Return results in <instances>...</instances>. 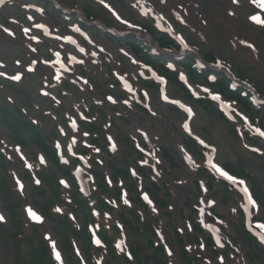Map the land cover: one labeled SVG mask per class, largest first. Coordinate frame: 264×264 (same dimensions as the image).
Returning a JSON list of instances; mask_svg holds the SVG:
<instances>
[{
	"label": "rangeland",
	"instance_id": "374dc122",
	"mask_svg": "<svg viewBox=\"0 0 264 264\" xmlns=\"http://www.w3.org/2000/svg\"><path fill=\"white\" fill-rule=\"evenodd\" d=\"M53 1H58L62 8L74 9L81 14L82 10L85 9L92 14L93 20L102 24L105 23L107 27L120 33L130 32L138 34L140 37H146L148 34L140 29H145V27L158 28L156 29L158 34L159 32H168L182 43L183 51L186 49L193 50L199 55L202 52H210L213 56L212 62L216 58L220 59L217 63L219 66L232 69L231 71L236 73L240 77L239 79L245 80V82L249 80L252 85L264 89V29L259 26L253 27L248 21V14L255 11L249 5L248 0H240L239 6L232 4L231 0H164L163 3L161 0H123L122 2L104 0V3H101V0ZM45 3L43 0H5L3 4H0V62L6 65L0 71H4L8 75L17 71L24 73V78L20 82L0 77V139L7 143L6 148L4 145H0V148H3V151H0V215L5 217L2 222L3 226H0V264H55L51 256L50 244L45 239L47 251L44 252L41 249V240L45 235H51L56 241L64 264L85 263L86 245L82 236L70 235L72 236V247L67 249L64 230L61 233L55 231L52 221L43 228L42 223L32 221L27 216L25 209L29 207V204L35 207L36 199L41 203L47 197L42 199L39 193L35 192V179H39V176L33 175L31 179H27L23 175V169L27 168L20 163L19 156L13 147L17 144L20 145L26 158L32 160L29 162L33 165L31 169L33 173L39 171L40 175L44 174V177L47 178L65 179L70 186L74 182L79 185L80 190L83 189L81 192L85 194L96 191L94 179L79 166L73 165L72 175L76 178L74 180L70 176L67 177L57 166H54L52 159L49 161L46 159V165H40L36 155L43 154L41 152L43 151L42 139L39 135L52 140L53 144L56 140H60L61 135L58 128H53L55 135L47 136L52 133L50 131L51 118L59 128H65L67 131L69 121L66 114L70 109V99L75 104L89 108L93 101L96 103V101L104 100L106 94L118 102L116 112L107 110L106 114L119 126V129L114 128L109 136L112 137L117 146L116 131L120 133L121 140L118 142L120 155L127 157L129 147L126 139L128 138L135 140L138 144L145 141L150 143L149 151H154L156 158L161 160L155 167L160 168L164 180L171 182L168 183L169 188L174 199L178 201V207L183 208L184 202L188 201V204L197 211L194 213L188 208L184 209V220L181 219L178 212L174 213V223H171L167 217H160L161 211H159L160 218L157 227L164 236L163 242H167L168 246L174 245L175 228L180 230L182 227L184 234L187 226L186 219L189 220L190 216H193L195 222L202 225L204 229L209 223L210 216L211 221L217 219L212 215L214 210L213 213L223 217L221 220L223 221V237L229 238V235L235 237L236 234L239 236L236 244L232 245L226 253L221 254L224 258V264H255L253 258L258 253L254 249L255 244L249 245L242 239L244 216L239 213V205L242 201L238 188H232L233 192L226 191L229 196H225L223 186L216 184L214 187L215 194L205 193L203 189L204 193L202 191L200 193L197 188L198 184L201 185L203 182L205 187L207 180L203 178L202 173L197 172V169L208 167L207 157H211L213 163L221 167L229 168V164H232L239 169L242 165L247 172L260 181L259 183L256 182L264 195V137L256 134L254 131L256 128L246 122L245 116L242 113H237L230 105L229 107L226 105L224 108L230 109L228 112L241 117V122L235 119L231 122L224 121L225 119L221 118L214 109L189 102L174 82L165 83L157 77L145 63L141 64V60L135 58L127 45H118L105 37L79 29L75 20L70 21L67 17H59L51 8L52 6ZM105 4L108 7H105ZM151 8L156 11L158 9L159 15L153 12ZM37 9L42 11H37ZM228 11H233L236 15L229 16ZM117 16L120 19H117ZM181 19L184 23H181ZM36 24L44 25V28H37L35 27ZM5 28L14 35L5 32L3 30ZM25 28L30 29L27 34L24 32ZM45 28L47 34H45ZM77 28L79 31H75ZM33 36L37 39H31ZM154 36V38L158 37L157 34ZM65 37H71L75 43H69L64 39ZM151 39L153 40V38ZM241 40L254 45L255 51L242 45ZM80 48L84 49L83 53L79 52ZM32 49H36V51H32ZM56 52L60 53L61 60L68 69L67 72L60 69L59 65L43 63L45 60L54 62L56 59L54 53ZM71 56H75L77 61L83 60L84 63L70 62L69 57ZM16 60L21 62L20 67L16 66ZM33 60L37 61L35 71L31 73L24 71ZM79 66L81 67L78 68ZM236 68L240 73L235 70ZM58 69L62 73L59 83L52 79ZM178 70L185 78L187 70L180 67ZM75 72L78 75L73 76L76 74ZM81 73H85L89 80L84 86L87 88L86 90L91 92V97L87 94L78 93L77 89L70 86V84L83 83V78L79 75ZM153 75L162 84L160 91L154 87H146L147 83H142L140 80L144 78L149 81V77H153ZM119 77L124 79L121 80ZM46 80H50L55 87L45 90L55 97L56 94L58 95L62 102L60 106L51 99V96L44 97L40 94ZM184 81L196 97H205H202L206 92L202 86L205 82L201 78H197L199 86H193L186 78ZM125 82L131 86V92L125 87ZM125 91L128 94L127 98ZM66 92L68 97L62 94ZM138 92H144V95L147 93L145 97L149 99V103L143 104L139 100L137 101ZM129 94L133 95V100L129 99ZM163 95L168 97L167 101L163 99ZM124 100L129 103L125 104ZM135 100L143 107L148 108L151 113L155 112V115L146 116L142 109L134 106ZM171 101H179V103H172ZM181 104L184 107H181ZM53 107L56 109H52ZM128 108H132L133 111L128 113ZM185 108H191L194 115L189 117ZM97 111L98 109H93L89 114L98 117ZM48 112L50 113L47 114ZM120 115L130 117L133 119L132 123L124 122L122 118H119ZM33 120L38 121V123H32ZM185 123L189 124L191 135L184 129ZM247 128L262 141L254 140L252 142ZM141 133H146L147 139ZM184 134L195 138L198 144L197 137L204 140L205 144L208 145L207 153L196 149L194 145L190 146V150L195 155L192 164H189L186 158L189 156L183 146L187 142ZM85 142H87L86 139L83 140L84 144ZM88 148L92 150L93 160L86 159L87 163L84 162L85 169L91 168L92 162L99 161L100 157L104 156L93 151V146ZM213 148L215 152L212 151ZM251 149H259L263 155L255 156ZM7 156H11L12 159L9 160ZM174 159H177L179 166L171 169L168 164L175 165ZM104 160L109 161L111 159L104 158ZM183 160L190 165L192 170ZM77 168L80 169L79 173L76 172ZM100 170L104 175L107 174L109 179L110 170L106 167ZM13 173H16L15 180L19 178L24 184V195L17 191L16 184L13 182ZM238 174L247 180L245 181L249 187L250 180L245 175ZM44 177H40L41 183L38 186L46 189ZM174 180L177 181L174 182ZM31 187L34 191L31 190ZM96 193L103 194L105 192L97 191ZM201 199L215 200V208L211 210L212 207L209 208L206 204H197L196 202ZM199 207L205 209L203 216L197 210ZM233 208H237L236 213H233ZM259 209L257 214L261 218L262 209ZM33 210L41 216L39 209ZM67 211L71 212L70 208H67ZM113 218L120 223L117 214ZM29 219L38 225V234L35 236L31 233L33 225L28 223ZM76 219V227L81 229V219L79 217ZM221 224L216 228L221 229ZM224 228L226 232H224ZM123 234L127 243L136 242L142 245L146 240L144 237L135 236L126 230ZM198 235L202 237L200 233ZM115 236L119 235L115 234ZM158 239L160 240V238ZM77 249H79L80 255H77ZM229 250L235 251V253H230V261L226 256ZM172 251L175 255L174 263L179 264V248L173 246ZM211 254L212 251H207L203 253V256L210 257ZM96 256L103 261L102 253L98 252ZM257 262L264 264L263 252H259ZM119 263L120 261L115 264ZM214 264H219V260L215 261Z\"/></svg>",
	"mask_w": 264,
	"mask_h": 264
},
{
	"label": "trees",
	"instance_id": "16d2710c",
	"mask_svg": "<svg viewBox=\"0 0 264 264\" xmlns=\"http://www.w3.org/2000/svg\"><path fill=\"white\" fill-rule=\"evenodd\" d=\"M85 14H87V17L89 16L88 12H85ZM148 31L153 35L155 34L152 29H149ZM160 35L161 36L157 38V40L161 47L179 48L174 40L170 39L164 34ZM109 39L112 41H117L116 39L111 37H109ZM127 44L133 51H135L136 53L139 52L141 54V59L149 64H152L153 68H155L156 71L161 74H165L169 78V80H171V82H174L178 87H180L181 90L185 93L187 99L195 102L196 104H202L205 107L208 106V108L214 109L218 114H220L221 118L225 119V117L222 116L223 114L219 112L216 103L195 100L189 94L186 87L181 82H179V72H173L167 69L165 66L166 62L159 58L150 56L148 54V50L139 42L133 39L128 40ZM202 54L205 59L212 60L213 56L210 54V52H202ZM180 65H183L188 69L190 74L189 77L194 83H196V77H201L205 81H208L210 76L216 78L217 81L213 84L210 83L211 86L218 90L222 96L228 98L229 100H235L240 105V107L251 116V118L255 121V124L258 125L262 130H264V107L254 106L251 102L249 93H246L245 96H242V89H239L236 92H232L229 89L230 82L225 76L218 74L212 75V73L209 71H199L195 67V61L193 59H187L185 63H180ZM257 90L259 94L264 97V89L259 88ZM100 113L104 117V120L108 121V123H111V127L115 126L117 129H119V126L116 122H110V118L108 119V116H105L104 112ZM124 120L128 123L130 122L128 119ZM86 124L88 125V127H85L86 130H88L91 135H94L91 138L93 140V143L98 145L100 149L104 150L106 155L111 159L110 161L104 162L100 165L96 164V167L98 169L93 171L97 183V190L103 191L105 193L98 194L96 192H93L90 196L87 197L84 196L77 188L71 190L65 189L59 183V179L57 180L53 177H44L47 191L38 189L37 192L42 199H44L45 197L47 198L41 203L36 202L35 205L40 207L43 215H45L49 221H52L54 223L53 229L55 231L61 233L64 230L66 232L64 235V239L65 241H67V249H71L72 247V236L70 235L82 236L84 238L83 241L86 245L85 253L90 264H93V257L99 259V257L96 256L98 252L102 253L103 264H115L119 261V264H174L171 258L167 256L164 246H162L160 243L158 244V242L156 241V235L154 233L155 229L152 225L151 214L149 212L150 209L147 205H145L142 199L141 185L142 191H146L150 195V197L156 204V207L163 210L162 215L167 216L171 223H174L173 216L176 212H178L181 219L184 220V209L188 208L194 213H196L197 211L192 208V205L188 204V201L184 202L183 208H179L178 201L174 199L173 193L169 188L170 186L168 183L170 181L167 182L162 177L158 178L157 176H154L150 170H146L143 167L139 168L138 161L145 160L147 159V157L142 152L137 151L134 147V144H132L129 139H126L129 147V149L127 150V157H123V155H120V152L117 156V153L108 152L104 136L106 130H104L101 126H98L91 122ZM110 128L106 129L109 130ZM99 133H103L102 135H100V138L97 137L99 136ZM52 134L53 132L47 136H50ZM39 136L42 139L41 147L44 150V153L48 157L52 158L55 166H57L64 174H66L67 176L71 175L72 168L68 165H63L60 162L57 151L55 148H53V144L50 143V140L41 135ZM118 138L120 139V136ZM190 142L191 143H187V146L195 144L192 140ZM74 163L80 164V161L78 159H75L72 164ZM131 163H133L138 168V178L132 177L131 175ZM174 163L175 165L169 164V167L171 169L178 168L179 165L177 163V159H174ZM102 166H106L111 170V179L114 183L113 186H109L108 182H106L105 175L100 170ZM228 167L229 168L227 170L230 172V174L237 176L238 173H240L241 175H245L251 181L253 197L256 199L259 207L262 209V215L259 221L264 223V195L261 187H258L259 182L257 183L255 176H252L249 172H247L246 168L242 165L239 169L232 164H229ZM163 172L165 173V171ZM198 173H202L203 178L207 180L208 192L215 194L216 190L214 187L216 184H219L224 188V195L229 196L228 194H226V191H229V186L227 184L221 182L219 179H217V177H215L212 173H209L206 169H202L198 171ZM121 181H123V187L121 186ZM176 181L177 180H174V182ZM197 188L201 193L199 184ZM122 191H127L128 199L132 206L129 207L123 204L121 200ZM113 199H115L117 202V204L115 202L116 206H113V204L109 203V201H113ZM196 203L199 204L198 201ZM56 206L62 208V211L60 213L54 211ZM67 208H70L71 212L67 211ZM213 208H215V206H213L211 210ZM94 211L100 213V216L98 218L92 215ZM143 211L145 212L146 219L143 216ZM213 211L212 215L221 220L223 219V217H220L219 214L216 215V213H213ZM69 212L81 218V231L76 228L74 222L68 216ZM105 213H107L111 217L110 220H107L105 218ZM239 213L243 215V210H241V208L239 209ZM116 214L118 215L120 225L123 226V229L135 236H142L146 238L145 244L140 245L136 242H131L129 244L130 254L132 256L131 260L128 259V256H125L124 252L118 251L115 247L116 243L123 238V236L121 237V229L120 227H118L119 223L118 221H116V219L113 218V216H115ZM189 221L192 224V231L189 232L186 229L183 234L182 232L178 231L177 228H175V239L173 241V244H176L179 248V264H207L205 258L209 259L210 264H214V262L219 260V257H221L220 253H226V251L232 247L228 242H226V245L224 244V247L219 250V248H216L213 244V237L203 229L202 225H200L198 222H195V218L193 216H190ZM210 222L215 223L216 220H212ZM95 224L100 225L97 235L106 246L104 249L94 247V245L91 243V236L88 230V226H94ZM38 230L39 229L37 228V226H32V235H37ZM242 230L244 231L242 239L249 245H252L253 243L255 244L254 249L258 253L255 258H253V261L255 264H258L257 260L259 252L264 253V247H262L257 242V239L253 238L246 231V229L243 227V223ZM224 232H226V230ZM198 233H200L202 237H200ZM115 234L119 236H115ZM238 237L239 236H237V234L235 237L229 235V239L233 245L236 244ZM201 242H203L205 245L203 250H201L200 248ZM189 247L191 248V251H188ZM41 249L44 252L47 251V246L43 239L41 240ZM207 251H212L210 257L203 256V253H206ZM230 253H235V251L229 250V253L226 254L229 261L231 260ZM94 263L96 262L94 261Z\"/></svg>",
	"mask_w": 264,
	"mask_h": 264
},
{
	"label": "snow or ice",
	"instance_id": "6c2138e0",
	"mask_svg": "<svg viewBox=\"0 0 264 264\" xmlns=\"http://www.w3.org/2000/svg\"><path fill=\"white\" fill-rule=\"evenodd\" d=\"M5 2V0H0V4H3ZM161 2L163 3L164 0H161ZM232 4L234 5H237L239 6V2L240 0H231ZM101 3H104V0H101ZM248 3L251 7H253L255 9V11L251 12L248 14L247 16V19L248 21L252 24V25H255V26H259L261 28H264V0H248ZM105 7H108L107 4L104 5ZM37 11H42L41 9H37ZM114 15H116L115 13H113ZM146 14V13H145ZM228 15L229 16H235L236 13L233 12V11H228ZM178 18H179V15L177 14ZM117 19H120L119 16L116 17ZM29 19H31V17H29ZM126 22V21H125ZM181 23H184V21L181 19ZM35 27L37 28H44V25H41V24H36ZM5 32H8L9 35H14L9 29L5 28L3 29ZM30 31V29L28 28H25L24 29V32L25 34H27L28 32ZM75 31H79V29H75ZM45 34H47V29L45 28ZM31 39L35 40L37 39L35 36L31 37ZM64 39H66L69 43H75L74 40H72L71 37H65ZM240 43L242 45H245L246 47L248 48H251L253 51H255V47L254 45L250 44V43H247L246 41H243L241 40ZM32 51H36V49H32ZM79 52L83 53L84 52V49L83 48H80L79 49ZM56 59L54 62H49L47 60L43 61V63L45 64H49V63H52V64H56V65H59L60 66V69H63L64 72H67L68 69L65 67L64 63L62 62L61 60V56H60V53L59 52H56L54 53ZM69 60L70 62H75V63H80V64H83L84 61L83 60H76V57L75 56H71L69 57ZM15 64L17 67H20L21 66V62L19 60H16L15 61ZM37 64V61L33 60L25 69L24 71L26 72H34L35 71V65ZM6 65L3 63V62H0V69H3L5 68ZM61 75L62 73L60 72V70L58 69L55 73V75L52 77V79H54L57 83H59L61 81ZM0 77H5L6 79L8 80H11V81H14V82H20L23 78H24V73L23 72H20V71H17L15 72L14 74L12 75H8L6 72L4 71H0ZM119 79L123 80L124 78L123 77H119ZM181 79H185L183 76H181ZM85 84L88 83L87 80L84 81ZM55 85H53L51 83L50 80H46V83L44 85V88L41 89L40 91V94L44 97H49L51 96V99L53 101H55V103L57 105H59L61 103V101L57 100L56 97L54 95H51V93L45 89H48V88H54ZM125 87L127 88V90L129 92L132 91V88L130 85L127 84V82H125ZM205 91H207V89H205ZM65 95H67L65 93ZM145 96H147V93H145ZM11 100V97L9 98ZM163 99L164 100H168V97L166 95H163ZM212 99L214 100H219L220 97L218 95H215L212 97ZM107 100L110 102V103H113L115 104L116 103V100L112 97V96H108L107 97ZM98 103H100V101H97ZM172 103H179V101H171ZM125 104H128L129 102L127 100L124 101ZM181 107H184V105H180ZM185 111L188 113V116L189 117H192L194 115V113L192 112V109L191 108H185ZM155 114V113H153ZM79 115V119L81 120H87L88 118L86 116L83 115V113H78ZM67 119L69 121V128L70 130L75 133V132H78L79 131V128H78V124H77V120L75 118L72 117V115H68L67 116ZM246 120V118H245ZM247 122V121H246ZM32 123L36 124L38 123V121L36 120H33ZM184 129L186 131H188L189 135H191V129L189 127V124L188 123H185L183 125ZM255 133L258 134L259 136L261 137H264V131H261L260 129H254ZM59 132L61 134V136H67V132L64 128H60L59 129ZM89 135V133L87 132H84L83 133V136L84 137H87ZM142 136H144L145 139H147V134L146 133H141ZM108 141H109V144H110V149L111 151L115 152L116 151V144L115 142L112 140V137L109 136L108 138ZM199 142V144L203 145L205 148L208 147L207 144H205L204 140L202 139H199L198 137L196 138ZM77 144V140L75 138V136H73L66 144V151L67 153L69 154V156H76V153L73 151L74 149V146H76ZM0 145H4V147L6 148L7 147V143L5 142V140L3 139H0ZM85 147H92L91 145H89L87 142H85L84 144ZM54 147L58 153V156H59V159H60V162L62 164H69L70 161L69 159H67L65 157V149L62 148V144L60 142V140H56L54 142ZM245 147H247V145H245ZM137 148H139V144H137ZM13 150L15 151L16 154H18L19 156V159L21 161H23V165L24 167L28 168L29 170H31L33 168V165L31 163H29L28 159L26 158L25 156V153L24 151L22 150L21 146L20 145H14L13 147ZM141 151H144L143 149H140ZM252 151L254 152H258L259 149H251ZM0 151H3V148H0ZM93 151L99 153L100 152V149L99 148H93ZM213 152H215V149L213 148L212 149ZM146 155H150L152 156V158L155 160V165H158L160 163V160L158 158H156V155H155V152H149V153H146ZM7 158L9 160L12 159L11 156H7ZM189 164H192L193 163V160H192V157H186ZM79 160L81 161H84L85 163H87V161L85 160V157L84 156H79L78 157ZM38 161H39V164L40 165H46L47 161L45 159V156L44 155H39L38 156ZM100 163H102V161H100ZM140 164L141 165H147L148 164V160H142L140 161ZM155 165H152V168H153V171L156 172V167ZM207 166L208 168L213 171L214 173H216L218 176H220L221 178H223L224 180L228 181L230 183V185L234 186V187H237L238 188V191L240 192L241 194V201L242 203L239 205V207L244 211V213L246 214V223L248 224L249 228H251V219H252V212L253 210H255L256 212H259V204L257 203V201L254 199L253 197V194L252 192L250 191L249 187L247 186V183L244 179H239L237 178L236 176L230 174L229 171L225 170L223 167H221L220 165L216 164V163H213L212 161V158L211 157H207ZM80 169L77 168L76 169V172L79 173ZM131 171V175L132 177H136L137 176V172L136 170L133 168L130 170ZM156 175H159V172H156ZM13 176L15 177L16 176V173H13ZM108 184L109 186H111L112 184V181L111 179H108ZM15 183L16 185L18 186L19 190L21 192H23L24 190V184L21 182V180L19 178H16L15 180ZM35 183L37 185H39L41 183V181L39 179H35ZM59 183L64 187V188H69L70 185L69 183L65 180V179H61L59 181ZM121 186L123 187V181H121ZM201 188L203 189V191L205 193H207V188L204 187V184L203 182L201 183ZM81 191H83V189H81ZM141 192H142V199L148 203V205H150L152 207V211L155 213L157 211L156 207L154 206L153 204V201L152 199H150L149 195L147 193H144L142 191V185H141ZM121 200L123 202L124 205H127V206H131L130 204V201L128 199V193L127 191H122L121 193ZM109 203L113 204V206H116L115 205V202L114 201H109ZM198 203L200 205H207V207L211 208L213 206H215V203L216 201L215 200H205V199H201L198 201ZM198 212L201 216H203L204 214V207H199L198 209ZM26 213H27V216L32 220V221H35V222H38V223H42V217L40 215L37 214L36 211L33 210L32 207H27L25 209ZM55 212L57 213H60L62 211L61 208L59 207H56L54 209ZM233 213H236L237 211V208H233L232 209ZM93 216H96L97 218L100 216V213L99 212H96L94 211L92 213ZM105 218L107 220H110L111 217L105 213ZM73 219H75V217H73ZM5 220V217L3 215H0V222H3ZM219 223H223V221H218ZM201 223H203V221L201 220ZM118 227H120L121 229V232H123V226L122 225H118ZM99 228H100V225L99 224H95L94 226H90V231H91V243L94 244L95 246H98V247H102V242H101V239L97 236V232L99 231ZM256 228L260 229V232L259 233H253L254 235H257V238L259 239V242L260 244L264 245V223H258L256 225ZM189 230H191V226H189ZM181 232H183V229H180ZM212 231H215L217 232V236L215 238V243L218 247H221L223 248L224 247V244L221 242V238L219 236V230L218 229H212ZM157 236L160 238V240H164V236L162 235L161 232H157ZM44 239L46 241L49 242L50 244V249H51V256L53 258V260L55 261V264H64V260L62 258V254L61 252L58 250V247H57V243L56 241L51 237V235H45ZM125 239L126 238H122L120 241H118L115 245L116 249L120 252H123L124 251V242H125ZM205 247L204 243L201 242L200 244V248L201 250H203ZM165 250L167 251V254L169 257H171L173 255V252L171 251L170 248L167 247V245L165 246ZM188 251H191V248L189 247ZM77 255H80V252H79V249H77ZM128 259H132V256L131 254H128ZM97 264H102V261L101 260H98L97 261ZM210 264V262H209ZM219 264H224V258L221 256L219 257Z\"/></svg>",
	"mask_w": 264,
	"mask_h": 264
},
{
	"label": "bare ground",
	"instance_id": "6f19581e",
	"mask_svg": "<svg viewBox=\"0 0 264 264\" xmlns=\"http://www.w3.org/2000/svg\"><path fill=\"white\" fill-rule=\"evenodd\" d=\"M144 41L147 43V44H150L153 48L155 47L156 48V44L151 40L149 39L148 37H146L144 39Z\"/></svg>",
	"mask_w": 264,
	"mask_h": 264
},
{
	"label": "water",
	"instance_id": "95a60500",
	"mask_svg": "<svg viewBox=\"0 0 264 264\" xmlns=\"http://www.w3.org/2000/svg\"><path fill=\"white\" fill-rule=\"evenodd\" d=\"M106 32H108L107 30H105Z\"/></svg>",
	"mask_w": 264,
	"mask_h": 264
}]
</instances>
